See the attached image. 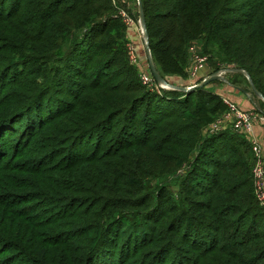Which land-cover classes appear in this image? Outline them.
Returning <instances> with one entry per match:
<instances>
[{
	"label": "trees",
	"instance_id": "16d2710c",
	"mask_svg": "<svg viewBox=\"0 0 264 264\" xmlns=\"http://www.w3.org/2000/svg\"><path fill=\"white\" fill-rule=\"evenodd\" d=\"M5 3L0 0V20L16 17L19 28L0 33V82L28 54L29 67L19 77L28 79L19 83L24 99L0 110V124L12 126L9 139L25 143L0 185V222L16 224L0 225V255L48 264L59 247L62 260L51 264H117L103 255L114 229L136 226L143 236L137 223L143 219L148 238L131 236L125 251L114 250L117 258L139 254L142 264H165L172 252L170 264H264V209L254 195L251 145L232 130H209L226 112L221 97L206 87L151 92L142 86L129 61L126 26L110 0H11L7 9ZM140 3L162 79L186 80L196 43L210 74L236 67L264 104V0ZM59 90L70 100L58 105L52 93ZM101 131L109 136L104 148L99 141L69 161L80 138ZM23 187L29 191H14ZM41 200L66 212L34 222L8 211ZM34 229L45 231L39 242L46 250H33ZM88 233L91 244L82 247ZM65 236L77 241L72 259L57 241Z\"/></svg>",
	"mask_w": 264,
	"mask_h": 264
},
{
	"label": "rangeland",
	"instance_id": "374dc122",
	"mask_svg": "<svg viewBox=\"0 0 264 264\" xmlns=\"http://www.w3.org/2000/svg\"><path fill=\"white\" fill-rule=\"evenodd\" d=\"M10 1L11 0H6L5 9H7V6L10 4ZM110 2H111V6L115 10V14H116L117 17H119L118 16L119 12L124 11L125 13L128 14V16L138 26L139 21H140V17H139L140 13H139V6H138V1L137 0H110ZM15 19H16V17L9 18L8 15H6L5 19L0 20V33H8V29H17V28H19L18 27V23L16 22ZM127 28L128 27L126 26V30H127ZM131 29L134 30V32L131 33L132 42L134 44H132L131 42H129V40L126 39L127 40V44L128 45H132V46L133 45L134 46L135 45L138 46L139 44H141L142 49H143V55L140 56L138 54L139 51L136 50L137 55H138L137 56L138 64L141 65V69L143 68L144 70L143 69L142 70L144 72H146V74H151V72H150L151 61L149 59H147L146 56H145V49H144L143 41L138 36L137 29L135 27H131ZM127 44H126V49H127ZM193 45L197 46L196 43H194ZM3 47L4 46L0 45V55L2 57L4 55L2 53V51H1V49ZM6 53L7 52H5V54ZM127 53H128V49H127ZM6 55H9V54H6ZM188 55L190 56V54H188ZM28 56H29V54L24 58L25 60L21 59V61L19 62V63H22L21 67L15 66L9 73L5 74V76L2 78V80H4V81L0 82V110H2V109L3 110L10 109L12 106L17 105L18 103H20V101H22L24 99V97H25L24 95H25L26 90L24 88H20L19 83L24 81V80H28V79H25L24 77H22V78H19V77L22 75V74H20L21 70L22 69H26V68L29 67V64H27V62H26ZM15 63H17V62H15ZM189 64H190V58H189ZM135 68L137 69L138 80H139L140 79V75L142 74V72L140 73V68H138V65ZM204 71H207V72L211 71L207 62H206L205 67L198 73V76L195 79V83L197 85L201 84L203 81L206 80L204 78L203 79L200 78V76H199V75H202V73ZM238 72L242 73L241 70H237L235 72V74H233V75L232 74L231 75L227 74V76L223 77L222 79H225V78H227L229 76H231L232 78L239 77L245 82L246 90H247L248 88H250V86L248 84L249 77L247 75L246 78H245L241 73H238ZM210 75H212V74H210ZM16 79H18L17 82H15ZM77 80H79V79H77ZM163 80H164V82L159 83V87H160L159 90H168V89H172V88H175V89L176 88L177 89L186 88V86H180V85H176V84L172 83L170 80H168V78H165ZM186 80H187V78H186ZM11 81H14L16 86H15V84L14 85L11 84ZM139 82H140V80H139ZM211 85H213V86L211 87ZM211 85H208L206 87V89L208 91H211L212 93H215V92H213V90H215V88H217V87H219L220 85H223V84H221V82H219V81H216V83L211 84ZM187 87H190V86H187ZM58 88H60V87H58ZM62 93L63 92L60 91V90L52 93L53 100L58 105L62 101H64V103H65V101H69L70 100V94L68 96L66 93H63V94ZM259 97H260V94H259ZM58 108L59 107H55L54 106L52 111H54V110H56ZM62 108L63 107H60V109H62ZM60 111L61 110H59V112ZM224 129L232 130L233 132L236 133V131L234 130L232 125H227V126L225 125V128H223L222 130H224ZM10 130H12V126L11 125H6L5 126L4 123L0 124V163L2 162L0 164V166H1V168H0V185L2 184V180L4 178H6V177H4L5 175H11L13 173V171H14V169L16 167L15 166L16 164H14V162L20 158V155H22V151L21 150H23L24 146H25V143L18 144V141H20L19 140L20 138L17 137V136L12 137L11 139H9V137H11V133L8 134L7 132H9ZM222 130H220V131H222ZM13 131L14 132L17 131V128L13 127ZM14 132H12V133H14ZM98 135L99 136L97 137V132H92V133L84 136L83 138H80L79 141L74 146V152L72 154L71 153L69 154V156H70L69 161H71V162L75 161L76 162L78 159L83 158L84 155H86L87 153H90V152L93 151V149L95 147V144L98 143L99 141L102 143V146L104 148V144L109 139L108 138L109 136H107L104 131L99 132ZM15 146H16V149H17V152H18V153H16L15 152L16 150L14 151L16 153V155H14V157H13V158H15V160L13 162H11V163H9V162L7 163L6 161L11 156V153H12L11 149L13 147H15ZM60 159L61 158L53 160V162H51V164L52 163L53 164H57L58 162L61 161ZM166 187L169 188V191H170L171 194L172 193L176 194V189H173V188L171 189L170 184L169 185L166 184ZM14 191L25 192V191H29V190H26V187H23V188H19V189L14 188ZM23 205H24V208L25 207L28 208L27 211H25L24 209H20V207H23ZM23 205H17L15 207H12V210L8 209V211H10L11 213H13V212L14 213H18L19 215L22 216L23 219H25V220L26 219H31L34 222L53 221L57 217V215H56L57 213L66 212L65 208H63V209L62 208H56L55 205L51 204L49 201H46V200L35 201V202H32V203L23 204ZM87 205H91V204L89 203ZM23 219L22 220L19 219V221L22 222ZM15 221H17V219ZM138 221L139 222H137V223H139L140 229L142 230V232H144L143 236H140V237L138 236V235H140V233H139V231L136 230V226L119 225V226H117L114 229L113 240H112L111 243H109V245H106L108 248H107L106 252H104L103 255L107 256V257L114 258V260L118 261L117 264H122L123 262H124L123 264H142L143 262L140 260L141 256L139 254H137V255L134 254V255H131V256L126 255L123 259H119V258H117V255H116L118 252L115 253V251H114L116 249V247H119V246L121 247V249L123 251H125V247L130 243L129 239L131 238V236H133L135 239H138V238L147 239L148 238V233L149 232H145L148 229V227H149V226L147 227L148 224H146L147 220L140 219ZM0 225H4L6 227L16 226V224L13 221H9V220L5 219L4 217L2 218V221L0 222ZM20 226H22V223H20ZM33 231L34 232L36 231L35 232V236H36V239H37L35 241L32 240L31 243H30L32 245V247H33V250L39 251L40 248L46 250L45 247L39 242L42 238H44L43 236L45 235V231H44L43 235H42L41 230L34 229ZM96 236H97V234L94 236V240H95ZM92 237L93 236H92L91 233H88V234H85L84 236H82V238H84V244L82 245V247L84 245H86V244L90 245ZM57 241L59 243H61L63 246H65L66 250H69L71 248V245H73V244H75V242H77L76 240H71V238H68L67 236L59 238ZM39 245H40V248H39ZM123 245H125V246H123ZM131 246H132V244H131ZM126 249H127V247H126ZM51 251L56 253V255L51 254L54 260H58V261L62 260V259L59 258L60 257V253H61V248H59V247L58 248H54ZM107 252H108V254H107ZM68 253H69V256L71 257V259L73 257H75V255L73 254V251L69 250ZM101 257H103V256H101ZM53 259H51V261H46V262L48 264H51ZM171 259H172V252H171L170 255H166L165 256V260H163V261H165V264H170ZM26 263L27 264H32V263L27 262V261H25L23 259L16 260V259H14L13 257H11L9 255H5V254L4 255H0V264H26Z\"/></svg>",
	"mask_w": 264,
	"mask_h": 264
},
{
	"label": "built area",
	"instance_id": "2783aa9c",
	"mask_svg": "<svg viewBox=\"0 0 264 264\" xmlns=\"http://www.w3.org/2000/svg\"><path fill=\"white\" fill-rule=\"evenodd\" d=\"M118 16L125 26H127L128 28L135 27L137 29L138 36L143 41L145 56L147 59H149L145 46L144 33L141 28L140 21L137 26L136 23L124 11L119 12ZM127 49L130 64L135 67H137L138 65V68H140V73L142 72L139 79L141 85L151 92L158 91L160 88L159 83L156 82V80L151 74H146V72L143 71L144 69H141V65L138 64V55L136 52V47L134 45L132 46L127 44ZM189 54L190 64L186 68L187 85L185 86L186 88H194L198 86L195 83V79L197 78L198 73L205 67L207 58L201 55L200 48L194 45L189 48ZM236 71L237 68L234 66L223 65L214 74L218 79H222L223 77H226L227 74H232ZM221 99L223 105L226 107V112L223 116L213 122L210 125L209 129L212 133H217L223 128H225V125H232L236 133L243 135L248 140L255 158V165L252 170L254 180V195L259 205L264 209V161L260 144L254 137V126L256 117L252 112L245 111L239 108L229 98L221 97Z\"/></svg>",
	"mask_w": 264,
	"mask_h": 264
},
{
	"label": "crops",
	"instance_id": "0c3cea01",
	"mask_svg": "<svg viewBox=\"0 0 264 264\" xmlns=\"http://www.w3.org/2000/svg\"><path fill=\"white\" fill-rule=\"evenodd\" d=\"M134 30L131 28H127L126 30V39L129 40L132 44V37L131 33H133ZM136 49L139 51V55H143V49L141 44L136 46ZM241 73V72H238ZM235 74V73H232ZM245 78L246 75L244 73H241ZM231 75V74H230ZM200 78L209 79L210 78V72L204 71L202 75H199ZM168 78V77H167ZM168 80H170L172 83L180 86L187 85L186 80H181L177 77H169ZM234 80V81H233ZM162 82L164 80L162 79ZM221 84L219 87L215 88L213 92L218 94L220 97H227L229 98L233 103H235L239 108L245 111L252 112L256 119H255V126H254V137L259 142L262 154H263V161H264V104L263 99L259 97L258 93H255L253 87L251 86L250 82H248L250 88L246 90V84L245 82L237 77L232 78L231 76L222 79ZM213 85H211L212 87Z\"/></svg>",
	"mask_w": 264,
	"mask_h": 264
},
{
	"label": "water",
	"instance_id": "95a60500",
	"mask_svg": "<svg viewBox=\"0 0 264 264\" xmlns=\"http://www.w3.org/2000/svg\"><path fill=\"white\" fill-rule=\"evenodd\" d=\"M138 1V6H139V13H140V23H141V28L143 30V33H144V40H145V46H146V51H147V55H148V58L149 60L151 61V65H150V72H151V75L153 76V78L156 80L157 83H161L162 82V78L160 77V75L158 74L153 62H152V59H151V54H150V51L148 49V45H147V37H146V33H145V26H144V20H143V14H142V7H141V3H140V0H137ZM218 78L216 77L215 74H212L210 76L209 79H206L205 81H203L201 84H199L198 86L194 87V88H182L180 90L184 91V92H192L194 91L195 89H201V88H205L207 87L208 85H210L212 82L216 81ZM177 89V88H176Z\"/></svg>",
	"mask_w": 264,
	"mask_h": 264
}]
</instances>
